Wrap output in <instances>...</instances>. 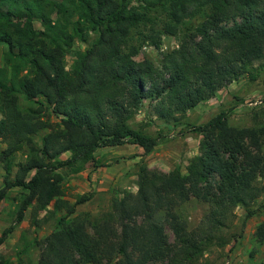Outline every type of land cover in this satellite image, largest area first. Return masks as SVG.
<instances>
[{
    "label": "trees",
    "instance_id": "16d2710c",
    "mask_svg": "<svg viewBox=\"0 0 264 264\" xmlns=\"http://www.w3.org/2000/svg\"><path fill=\"white\" fill-rule=\"evenodd\" d=\"M156 9L166 23L143 33L142 42L158 57L133 60L122 46ZM178 32L177 46L162 49L161 34ZM74 42L83 48L72 51L66 67ZM0 46V201L8 190L20 191L15 222L31 205L59 212L38 264H197L204 247L224 242L220 233L234 207L245 218L255 214L253 204L264 196V123L229 125V106L190 127L200 136L199 154L185 173L140 160L135 192L112 197L110 209L92 219L73 214L87 196L62 198L58 170L80 171L100 147L130 143L148 153L157 137L128 124L143 100L155 118L175 125L247 73L264 57V0H0ZM22 148L25 158L10 178L13 154ZM190 197L208 204L193 229L175 211ZM11 230L0 231V245ZM255 238L264 241V220ZM0 264L24 262L0 257Z\"/></svg>",
    "mask_w": 264,
    "mask_h": 264
},
{
    "label": "rangeland",
    "instance_id": "374dc122",
    "mask_svg": "<svg viewBox=\"0 0 264 264\" xmlns=\"http://www.w3.org/2000/svg\"><path fill=\"white\" fill-rule=\"evenodd\" d=\"M13 23L15 27L19 26V22ZM165 23L164 13L157 9L150 11L146 20L130 30L122 49L133 60L147 58L155 61L158 51L142 42V35L149 31L160 30ZM33 26L40 28L36 20L33 21ZM179 37L180 32L175 35L161 34V48L176 47ZM82 48V44L74 42L71 51L65 56L66 67L74 58L72 51ZM3 49L0 46V62ZM247 71L239 79L218 89L209 99L187 110L181 122L175 125L155 118L151 110L152 104L147 99L143 100L141 107L128 124L131 128L157 137L156 145L148 153L144 154L141 147L130 143L100 147L93 152V162L88 163L80 171L73 173L65 168L59 169L63 176L62 198L73 202L77 195L87 196L86 200L75 206L73 214L92 219L110 209L112 197L120 196L124 192L134 193L136 190L134 165L140 160L151 169L166 172L172 168H178L181 173H185L188 159L199 154L200 136L192 132L190 127L204 123L220 109L228 106L232 108L227 119L229 125L257 127L263 124L264 57L254 62ZM19 103L21 106L25 105L21 96ZM47 119L51 123L56 120L50 114ZM35 139L38 141L39 136ZM0 147H3L1 143ZM261 150L264 154V142ZM25 153V148H22L13 154L10 178L15 172V164L24 160ZM66 155L67 153H63L61 157ZM3 175L4 170L0 165V186ZM19 198L20 191L13 188L8 190L6 196L0 201V231L12 225L11 232L0 245V257L10 261L20 258L24 264H38L40 243L53 230L59 212L44 213L37 211L31 205L24 211L22 219L15 222ZM263 202L264 196L258 197L253 204V209H256L255 214L246 218L243 217L244 210L241 207H234L220 233L224 242L221 245L211 243L204 247L197 264H259L264 259V241H257L255 230L264 220ZM207 210V203L193 197L175 208L178 216L186 222L188 229H193ZM164 230L171 241L172 233L166 225Z\"/></svg>",
    "mask_w": 264,
    "mask_h": 264
}]
</instances>
